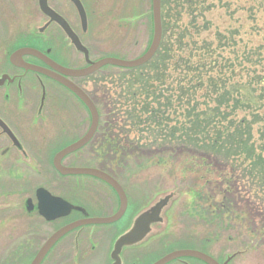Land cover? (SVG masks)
I'll return each instance as SVG.
<instances>
[{
	"label": "rangeland",
	"instance_id": "obj_1",
	"mask_svg": "<svg viewBox=\"0 0 264 264\" xmlns=\"http://www.w3.org/2000/svg\"><path fill=\"white\" fill-rule=\"evenodd\" d=\"M84 2L95 9L93 31L96 30V44L101 45L96 58L134 59L147 51L154 35L152 0ZM58 4V0H48L52 10L50 5L57 8ZM66 5L69 18L78 23L75 11L68 10L69 4ZM166 6L162 44L172 50L169 80L173 89L179 90L192 81V75H186L184 66L174 65L192 54L196 55V60L212 54V59L219 64L213 75L218 76L217 72L222 70L229 85H259L258 76L264 77V0H200L187 3L181 9L172 0ZM45 14L40 0H0V46L3 53L24 44L20 37L30 35L33 42H38L43 49L52 48L53 55L60 59L69 39ZM110 24L112 27L108 28ZM14 31L16 37L12 40L17 42H5L8 38L4 34ZM182 31L185 36L181 35ZM181 41L184 46L188 45L178 50ZM105 69L111 70L113 82L98 86L100 92L108 90L110 96L105 98L107 107L105 100L97 103L101 119L96 161L92 164L118 176L128 195V208L118 222L87 225L63 237L59 242L64 256L60 264H115L113 252L120 237L129 233L141 217L151 216L161 203L164 204L158 214L159 220L150 225L141 241L122 248L120 264H153L179 249L204 251L222 264H264V193L258 191L257 184L244 177L241 169L235 170L215 155L185 143L155 142L152 135L132 126L127 113L132 103L126 94L121 93L122 85L126 83L119 85L121 73H128V70L117 66H106ZM202 91L198 96L203 95L205 90ZM165 93L169 94V91ZM80 108L86 112L83 104ZM89 124L88 116L80 135ZM106 134L112 138V145L101 147L99 144L105 140ZM62 141L50 151L48 167L51 174H57L52 165L54 153L71 139L62 138L59 142ZM120 147L127 148V154H116L114 148ZM85 152L88 154L89 151ZM60 179L66 181V186L63 185L66 196L67 185L79 181L80 188L75 191L78 193L75 196L89 210L90 217L113 215L119 209L120 201L115 191L98 179L90 176ZM63 187L59 190L62 191ZM14 192L16 195L13 194L10 201L19 206L26 195ZM8 200V197L0 198V203ZM8 214L5 213L4 218ZM82 217V213L74 212L63 221L67 224ZM32 228L35 229L33 224L30 228L25 225V230ZM11 232L10 220L6 219L0 225V264H30L36 249L33 248L29 255L24 252L21 259H13L14 242L9 241ZM40 240H35L33 247L40 244ZM56 252L57 246L42 264H55L52 255ZM185 263L206 264L193 257H183L168 264Z\"/></svg>",
	"mask_w": 264,
	"mask_h": 264
},
{
	"label": "flooded vegetation",
	"instance_id": "obj_2",
	"mask_svg": "<svg viewBox=\"0 0 264 264\" xmlns=\"http://www.w3.org/2000/svg\"><path fill=\"white\" fill-rule=\"evenodd\" d=\"M84 1L58 0L57 8L50 5L63 19V23L58 21H51V23H55L69 39V43L60 59L53 55L52 48H41L42 46L38 42H33L30 35L25 38L19 36V40L22 39L24 44L15 47L13 51L3 53L2 46H0V70H3L0 73V198L8 197L9 199L6 203H0V212H2L0 213V225L6 219L10 220L12 232L9 241L14 242L12 244L14 246L13 250H11L13 259H21L24 252H28L29 255L35 248L33 261L44 244L61 228L85 217H90L88 215L89 210L79 203L78 196H75V194H78L75 191L80 188L79 181L74 180L71 185H67L68 196H66L65 192L63 193L66 181L60 179V177L78 178L90 175L63 174L54 164L56 155L64 148L80 140L88 132L92 123L88 106L70 85L82 90L98 109L97 103L99 101L105 100V106H108L105 99L109 96L108 90L102 93L98 88L102 84L110 85L111 70L105 69L107 65L82 75L77 73L79 70L90 68L91 62L103 58H96V51L101 48V45L96 44V30L93 31L96 18L95 9H91ZM66 3L69 4L68 10L75 11L78 23H74L69 18L65 11ZM47 22L50 23V17H48ZM14 24L13 22L12 25ZM111 27L110 24L108 28ZM68 31L72 33L69 34ZM72 36L78 37L84 47L75 45L71 40ZM4 37L8 38L5 42L10 41L13 44L17 42V40H12L13 37H16L15 31L11 34L7 32ZM24 48H35L42 55L36 56L21 51ZM32 65L36 66L37 70L32 69L30 67ZM81 104L85 107L86 112L80 108ZM99 113L101 119V109H99ZM88 116L90 117V124L86 131L80 135V131L87 125ZM107 129L110 132V128ZM62 138L65 140L71 139V141L53 155L52 165L57 172L55 175L49 173V156L50 151L56 145L63 143V141L59 142ZM99 145L109 147L110 144L107 145L102 142ZM97 148L96 132L82 147L66 154L61 159V165L65 167H94L92 163L96 161ZM86 150L89 151L88 154L85 152ZM70 156L74 157L70 160L68 159ZM98 168L107 171L103 167ZM3 169L4 172H2ZM8 169L10 172H8ZM90 177L98 179L115 191L104 180L95 176ZM114 177L121 183L117 175H114ZM63 185L65 186L63 187ZM61 187H63L62 191L59 190ZM40 189L47 190L53 196L60 197L73 205L81 206L86 210L87 215L82 211L72 210L66 216L48 219L40 213L38 198ZM14 190L18 192L17 195L20 193L23 196L26 195L19 206L10 201L12 195L15 194ZM115 193L117 194L116 191ZM74 212L82 213L83 217L64 224L63 220ZM5 213H9L7 218L3 216ZM32 224L35 229L25 230V225L26 228H30ZM75 229L58 238L47 251L40 264L53 253L56 246L57 252L56 255H52L54 257L52 261L55 264L63 262L64 256L59 242ZM38 238L41 239V243L33 247L36 245L34 242Z\"/></svg>",
	"mask_w": 264,
	"mask_h": 264
},
{
	"label": "trees",
	"instance_id": "obj_3",
	"mask_svg": "<svg viewBox=\"0 0 264 264\" xmlns=\"http://www.w3.org/2000/svg\"><path fill=\"white\" fill-rule=\"evenodd\" d=\"M174 1L181 9L200 0ZM171 2L162 0L164 26L163 11ZM181 35L185 36L183 31ZM162 43L148 63L126 68L128 73L120 72L119 85L126 83L121 93L132 103L127 111L131 125L152 135L155 142L185 143L221 158L235 170L241 169L243 176L249 177L258 191L264 193V77L258 76V86L229 85L222 70L217 72L218 76L213 75L219 64L212 54L198 60L192 54L174 64L184 66L186 75H192V83L175 90L169 80L172 50ZM183 44L181 41L178 50L188 45ZM202 90L205 92L198 96ZM103 142L112 145V138L106 134ZM116 148V154L127 151L125 147Z\"/></svg>",
	"mask_w": 264,
	"mask_h": 264
},
{
	"label": "water",
	"instance_id": "obj_4",
	"mask_svg": "<svg viewBox=\"0 0 264 264\" xmlns=\"http://www.w3.org/2000/svg\"><path fill=\"white\" fill-rule=\"evenodd\" d=\"M153 2V23H154V35L152 42L147 49V51L135 58V59H121L116 57H106L102 58L99 61L91 62V67L86 70H79L77 71L78 74H84L89 71H96L100 69L101 67L105 65H113L118 67H124V68H134L139 67L147 62H149L156 52L158 51L162 37H163V24H162V0H152ZM40 6L42 10L48 14L52 20H56L58 22L63 23V19L48 6V0H40ZM69 32V31H68ZM72 32H69L71 34ZM72 39L75 41L77 46H81L78 42V39L75 36H72ZM21 51L28 52L30 54L40 56L42 55L40 51L34 49V48H24ZM20 52V51H19ZM32 69H36L37 67L32 65L30 66ZM71 88L76 92V94L81 98V100L88 106L91 116H92V123L91 127L88 130V132L77 142L74 144L64 148L61 150L55 157L54 164L56 168L62 172L63 174H82V175H92L95 177H98L105 182L109 183L117 192L119 199H120V206L118 211L107 217H85L83 219H80L78 221H75L73 223H70L63 228H61L56 234H54L40 249L39 253L36 255L34 260L31 264H40L42 259L44 258L47 251L50 249L52 244L61 236L66 234L67 232L81 226L89 225V224H107V223H113L119 220L124 213L126 212L127 206H128V198L126 195V192L124 191L123 187L120 185V183L110 174L107 172L98 169V168H90V167H65L61 165V159L68 153L82 147L85 143L89 141V139L96 133L98 126H99V112L96 108V105L86 96V94L80 90L79 88L70 85ZM38 198H39V207H40V213L47 217L48 219H55L59 216H66L68 215L72 210H78L82 211L85 215H87L86 210L82 208L81 206H76L68 201L53 196L50 192L44 189H40L38 191ZM164 203L159 204L156 209L154 210L153 214L151 216H144L141 217L135 227L126 235H123L120 237V239L117 241L115 250L113 252V257L116 260L115 264H120V257L119 254L125 245H131L133 243H136L140 241L144 235L149 231L150 225L156 221L159 220V212L162 208ZM181 257H194L198 258L207 264H221L218 262L214 257L211 255L202 252L200 250L196 249H179L175 250L173 252H170L163 257H161L159 260L154 262L153 264H167L168 262L181 258ZM224 264H227L224 263Z\"/></svg>",
	"mask_w": 264,
	"mask_h": 264
}]
</instances>
